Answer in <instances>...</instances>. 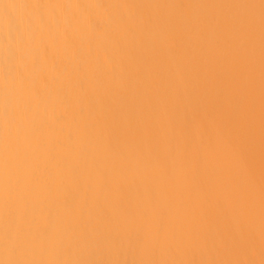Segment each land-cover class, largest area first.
I'll return each instance as SVG.
<instances>
[{"label": "bare ground", "instance_id": "6f19581e", "mask_svg": "<svg viewBox=\"0 0 264 264\" xmlns=\"http://www.w3.org/2000/svg\"><path fill=\"white\" fill-rule=\"evenodd\" d=\"M0 264H264V0H0Z\"/></svg>", "mask_w": 264, "mask_h": 264}]
</instances>
